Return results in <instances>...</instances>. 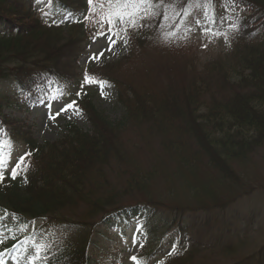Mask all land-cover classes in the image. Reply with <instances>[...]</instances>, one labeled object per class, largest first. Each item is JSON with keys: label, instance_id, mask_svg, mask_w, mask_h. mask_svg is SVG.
Masks as SVG:
<instances>
[{"label": "rangeland", "instance_id": "rangeland-1", "mask_svg": "<svg viewBox=\"0 0 264 264\" xmlns=\"http://www.w3.org/2000/svg\"><path fill=\"white\" fill-rule=\"evenodd\" d=\"M64 3L72 5L69 1L65 2L64 0ZM163 3L165 5L169 4V2ZM36 6L43 22L49 23L60 18L77 20L82 23L84 30L88 33V42L86 40L84 44L86 45L88 43L83 54L84 56L82 55L77 62L79 71L83 73V76L78 79L75 86L67 88L65 94L62 96L60 94L56 95L55 97L57 99L44 100L39 105L27 107V104L19 105L15 102V104L11 103L14 105L12 109L6 107V105L4 107L3 112L5 114L19 118L25 125L30 126L32 137L39 145H55L59 138L62 135L64 136L67 124H73L84 131H89L90 127L86 122L85 116L81 113L77 114L76 107L68 109L67 111H61L60 115L56 116L54 120L49 119L50 115H55L57 111L68 103L72 101L77 103L80 97L87 96L91 99L96 112L102 114L101 117H105L110 122L117 123L123 116V106L125 103L131 101L129 99V88L131 85L138 90L140 89L139 87H143L149 89V91L164 92L167 90V86H169L170 78L179 79L181 75V64L183 62L186 63L192 72L196 71L197 73L202 71L201 65L207 61L222 59L226 63L229 60L227 56L230 53L228 35L232 36L238 31L237 27L235 30L230 27L231 25L238 26V23L235 22V18L232 16V11L235 13H238V11L227 0H220L210 5L204 4L202 8L197 7L196 3H188L187 5L176 4V11L181 13V15L172 16L170 19L163 21L160 18L158 21L150 19L143 22L146 25L145 27L139 30L135 29L137 30L136 34L141 33L140 30L143 28L149 29L152 34L149 42L138 47H132V37H134L133 32L135 30L130 32V29H128L127 33H121L123 39L113 37L116 39V43L112 46V50L109 51L107 50L109 41L104 36L97 35L98 25L84 20V17L90 14L88 0H85L82 9L81 7H76L75 11L71 10L68 14H57L50 9H46L49 8V2L47 0H37ZM4 7L6 8L7 6L4 5ZM220 10H224V12ZM97 11H99V6L97 7ZM156 11L163 13L166 9L159 8ZM188 12L191 15H187ZM205 15H207L208 20H205ZM197 20L201 21L200 25L196 24ZM213 20L215 23L211 22ZM204 27H209L213 32H219L221 34L215 36L205 35L202 32V28ZM171 32L176 33V35L165 41L163 35ZM224 34H227V39H225ZM125 39L127 40L126 44L124 43ZM170 41L176 42L177 45L182 44L186 49L179 51L173 48L171 53H167L161 46ZM101 52H103V55H100ZM94 56L98 58L93 59ZM68 59L69 56H66L62 64L66 65ZM91 70H95L98 75L105 76L111 80L114 79L115 82L119 83L116 84L117 88L112 85L105 87L104 91L106 95L102 96L99 85L83 83L85 73ZM247 75L239 79L246 81L244 88L239 90L241 93L253 91L251 82L247 81ZM210 87V95L214 94L218 98L227 93L230 94V90L237 89V86L232 81L229 82L226 79L215 83V85L211 83ZM12 91L13 88L8 83L5 85L0 84V100L2 101V98L11 95ZM14 92L16 93L17 91L15 90ZM175 97L174 94H171L167 96L166 101L173 102ZM177 101L178 104L176 105L179 107L182 106L179 104L185 102L181 99H177ZM206 101L207 99L204 102ZM192 107L193 110L196 109V117L206 112L204 108H198V105ZM171 121L172 123H177L180 128L176 132L178 134L171 132L170 135L174 139H176V135H180L182 138L179 139L180 142L184 140L189 143L188 146L186 143L180 146L179 149L182 152V157L179 159L180 163L178 165L185 164L183 168H180L175 162L177 148L170 147L169 150H165L159 146L156 138L148 140L143 135L145 131L139 127H135L132 130L124 132L122 137L124 141L130 142L132 145L130 149L131 153L128 155L129 157L125 158L127 162L123 164L116 163L115 159L108 158L103 163H99L103 175L108 182L107 188L112 190L115 187H122L125 182L132 179H135L136 182L144 180L146 182L145 187L139 188V191L125 194L119 202H138L133 200L140 199L139 201L147 202L148 200L161 205L162 207L158 208V212L154 215L157 217L150 218L149 224L151 223V226H154L152 223L156 224V227L154 226L152 230L157 229V226H160L161 230H165V242L175 247L179 246L180 249L177 250L180 252L183 250L181 248H183L185 241H182L183 237L178 233L177 224L179 222H182V226L192 236L195 235L193 231H196L197 237L199 235V240L201 241H204L207 232L202 234V229L199 226L207 224L210 218L213 221L214 219L217 221L222 217H228V220L232 224L230 226L231 232H235V230L240 231L243 227L249 231L245 242H242L243 244L240 243L239 247H236L234 250L228 251L221 249L222 251L219 250L214 256L208 251H197L192 257L193 262H188L190 264H232L264 247V142L259 144V142L255 141L254 146L250 150L248 149L249 151L243 156L237 155V149L232 152L230 151V147L224 149L212 145L211 148L213 150L230 152L232 157L228 158L225 155L216 157L213 154L212 157L208 158L207 156H203L205 160L198 158L195 164V157L192 158L189 156V153L190 155L196 153V149L200 148V140L197 139L195 141V139H191L190 135L195 133H190V130L187 128V125L190 123V118L185 114L184 117L176 116ZM163 124L166 123L163 122ZM2 130L0 126V134ZM263 133L257 132L259 134L258 137ZM245 134L248 137L254 135L251 131ZM86 135L90 139L98 137L97 134ZM214 135L218 140L225 139V134ZM166 136L168 134L161 139L162 143L167 140ZM230 136L232 141H234L235 134H230ZM59 150L57 149V151ZM23 153L24 149L21 145L19 148L13 145L11 148V162L7 164L5 170L9 169L12 163H15L16 159L23 155ZM49 159V157H46L43 158V161L47 162ZM96 166L94 165L89 169ZM150 166L152 169L151 172L149 171ZM190 166L200 167L199 172L195 175L187 173V168ZM181 169L184 173L179 178L177 172ZM121 170L123 171L121 172ZM223 170L225 174L228 171V175L222 179L219 177H221L220 171ZM192 175L193 177H191ZM221 179L227 180L229 184L237 180L241 191L244 190L243 193H239V195L228 203L230 205L225 210L183 212L178 217H176L174 210H169V208L174 209L176 207H179V209L203 207L204 204L209 202L210 197L202 195L199 192L200 187L205 184L206 186H210L211 184L218 183L222 181ZM93 182H96L98 186L101 185L97 180ZM191 186H194V188ZM215 186L217 189L221 187L219 183ZM94 191L97 193L103 192L101 187L94 188ZM82 209H84L82 204L78 202L73 205L66 204L58 210L65 216L66 214L75 215L81 213ZM140 216L143 215L135 218H127L122 215L118 219L107 223V226L98 225L90 233L92 244L89 247V255L90 259L93 260L92 264H132L129 257L132 255L137 256L143 246V236L140 231L141 224L139 222ZM172 218L175 219L176 223L169 226L168 224ZM191 223L193 224L192 226L190 225ZM34 227H37V225H34ZM73 233L74 227H44L31 238H26L22 243L16 245L14 249L18 248V251L23 252L11 259L8 264H28L29 251L34 241L63 244L68 236L66 242L69 244V240L73 238L71 236L69 237V235ZM232 235L229 233V236L232 237ZM133 237H135V244H133ZM156 242H158V239ZM205 244L206 242L203 243V245ZM154 249L157 250V260L154 258L146 259L145 257L140 259L143 262L148 261V264H170L164 259L168 252L165 248L162 246H152V250ZM6 263L5 259L1 257L0 264Z\"/></svg>", "mask_w": 264, "mask_h": 264}, {"label": "trees", "instance_id": "trees-1", "mask_svg": "<svg viewBox=\"0 0 264 264\" xmlns=\"http://www.w3.org/2000/svg\"><path fill=\"white\" fill-rule=\"evenodd\" d=\"M231 1L239 7L248 9L251 16L257 17L258 21L261 20V28L264 29V0ZM4 5L7 7L5 8ZM83 34L77 27L64 28L62 23L43 25L24 0H0V78L11 76L20 86L42 84L52 76L57 79L72 78L77 70L75 63L82 50L81 48L79 52L77 48ZM249 45L239 46L234 62L223 66L230 68L235 74H239L238 71L241 70L248 71L247 81L251 82L253 91L241 93L239 90L244 88L246 81L235 80L233 83L237 89L230 90V94L227 93L220 98L211 94L207 102H204L202 94L207 93L211 87L205 84V87L201 86L202 90H193L197 85V79L182 82L172 77L169 79L168 88L175 87V90L164 92H148V90L141 92L131 85L129 88L131 101L125 103L124 115L115 124L101 117L102 114L97 113L87 101L84 110L91 125L90 132L97 134L98 137L90 139L76 127H68L67 134L58 143L61 150L57 151L60 149L59 146L50 144L45 146L42 151L45 150L47 153L44 152L43 157L38 159L33 180H30L27 186L10 181L8 185L12 189L0 192V206L28 218L50 214L66 204L73 205L78 202L82 204L87 214L85 217L89 219L97 215L110 214L115 207L121 205L119 201L125 194L145 187L146 182L144 180L136 182L132 179L125 182L122 187L109 190L99 163H103L108 158L115 159L116 163L127 162L125 158L129 157L132 145L122 139L123 133L139 127L145 131L143 135L148 140L156 138L159 146L165 150H169L170 147L177 148L175 162L178 165L182 157L180 146L187 142L184 140L180 142L179 139H182L180 135H176V139L170 135L171 132L176 133L177 125L171 120L176 116L184 117L185 114L190 118L187 128L190 133H195L190 135L191 139L200 140V148L196 149V153L191 155L189 153V156L195 157V164L198 158L204 160L203 156L208 158L214 154L218 157L220 153L232 155L230 152L213 150L212 145L224 149L230 147L232 152L237 149V155H245L254 146L255 141L259 144L264 142V133L259 137L257 134L264 132V45ZM66 56H69V59L64 65L62 63ZM213 65L217 67L215 63L210 67ZM217 73L228 75L224 70ZM221 78L222 76L218 78V82ZM201 82L203 84L206 81ZM171 94L176 96L175 100L167 102L166 98ZM177 99L185 101L179 104L182 106L176 105ZM194 105H198V108L203 107L206 110L205 114L196 117V109L193 110L192 107ZM250 131L254 135L248 137L245 133ZM166 134H168L167 140L162 143L161 139ZM214 134H225V139L218 140ZM230 134H235L234 141ZM186 145L188 146L189 143ZM30 146L36 149L34 144ZM42 151L40 150V153ZM49 155L50 160L53 161H50L51 163L43 161V158ZM94 165L97 166L89 169ZM184 165L178 166L183 168ZM199 168L190 166L187 168V173L195 175L199 172ZM48 170L52 172L50 175L47 174ZM149 171H152L151 166ZM220 172L219 178L223 179L228 175V171L226 174L224 170ZM179 173L184 172L181 169ZM56 176L63 177L59 180L62 185L54 186L56 184L52 179ZM203 176L206 177L205 174ZM95 180L101 185L98 186L93 182ZM218 183L221 187L217 189L215 185ZM218 183L200 187L199 192L205 197H210L209 202L204 206L223 207L241 191L237 180L231 184L227 180ZM96 187H101L103 192L94 191ZM57 255L52 260V264H85L87 260L85 241H77L70 252L65 251L60 256Z\"/></svg>", "mask_w": 264, "mask_h": 264}, {"label": "snow or ice", "instance_id": "snow-or-ice-1", "mask_svg": "<svg viewBox=\"0 0 264 264\" xmlns=\"http://www.w3.org/2000/svg\"><path fill=\"white\" fill-rule=\"evenodd\" d=\"M176 2L177 0H173L172 3L165 5L163 0H88L89 5V15L84 17L85 21H89L94 25H98V36H104L109 41V47L107 50L111 51L112 46L116 43V37L118 39H123L121 33H127L128 29H138L145 27L146 25L143 23L144 21L159 17L161 21L168 20L172 16L181 15L176 11ZM196 3L197 7H203L204 4L210 5L212 0H193ZM99 6V11H97V7ZM164 8L165 12H158L156 9ZM171 15H170V14ZM187 15H191L190 12ZM205 20H208L207 15H205ZM215 23V21H211ZM201 21L197 20L196 24L200 25ZM233 30L236 29V25L230 26ZM202 32L205 35H220L219 32H213L211 28L204 27L202 28ZM176 33H165L163 35V39L165 41L174 37ZM225 35V39H227V34ZM124 43H127V40H124ZM103 55V52L100 53ZM98 57L94 56L93 59H97ZM85 84H96L99 85L101 95H106L104 89L105 87H110L107 81L99 80L94 76L89 75L87 72L84 75ZM60 92L62 96L64 94L63 90H57ZM53 99H57V97H53ZM75 101L68 103L64 107H62L59 111L55 113V115H50L49 119H55L56 116L60 115L61 111H67L68 109L75 107ZM77 114H79V109L76 110ZM5 146L9 148V152L7 153L8 159H5V153L0 150V182L5 180V169L7 167L8 162L11 160V142L8 141L5 143L0 140V149H3ZM30 155V153H25L23 156H20L14 167L11 168L9 175L11 179H16V177L20 174L21 170H26L25 165V157ZM21 227H27L26 225H21ZM139 231V229H137ZM0 243H3L0 240ZM135 237H133V244H135ZM50 248V245L44 241H34L32 243V248L29 251L28 256V264H37V262L41 259H46L44 257V253ZM27 251V250H26ZM132 264H143V261L135 255L129 257Z\"/></svg>", "mask_w": 264, "mask_h": 264}]
</instances>
